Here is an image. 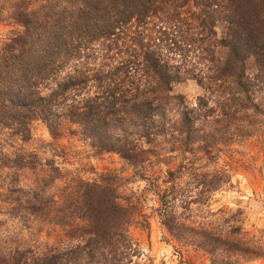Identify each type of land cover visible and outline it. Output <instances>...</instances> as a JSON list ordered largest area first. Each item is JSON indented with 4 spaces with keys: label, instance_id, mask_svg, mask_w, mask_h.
<instances>
[{
    "label": "trees",
    "instance_id": "obj_1",
    "mask_svg": "<svg viewBox=\"0 0 264 264\" xmlns=\"http://www.w3.org/2000/svg\"><path fill=\"white\" fill-rule=\"evenodd\" d=\"M0 23L15 28L0 46V264L139 257L132 180L68 169L66 136L126 161L175 235L177 204L232 186L211 164L264 127V0H0ZM189 80L191 104L175 91ZM36 122L51 140L29 150Z\"/></svg>",
    "mask_w": 264,
    "mask_h": 264
},
{
    "label": "rangeland",
    "instance_id": "obj_2",
    "mask_svg": "<svg viewBox=\"0 0 264 264\" xmlns=\"http://www.w3.org/2000/svg\"><path fill=\"white\" fill-rule=\"evenodd\" d=\"M12 29L15 28L0 23V46L11 36ZM175 91L183 94L190 104L203 92L193 80L178 84ZM34 127L35 140L25 145L29 150L51 140L44 124L36 122ZM62 142L68 146L66 167L79 176L93 180L111 171L132 180L122 191L133 192L141 199L142 213L146 216L130 228L141 249L133 264H264L263 126L245 143L234 144V152L223 153L216 164H211L210 169L217 165L230 171L232 186L198 203L177 204V215L185 225L183 228L177 225L175 235L162 223L158 197L149 189L148 182L134 177L133 168L119 155H96L78 137L66 136ZM172 155L169 163L155 166L158 175L179 164L178 153ZM48 234L38 235L43 246L59 241L54 232L51 237Z\"/></svg>",
    "mask_w": 264,
    "mask_h": 264
}]
</instances>
